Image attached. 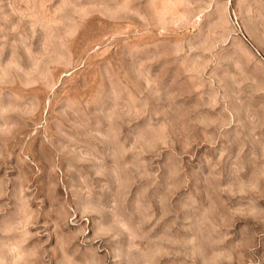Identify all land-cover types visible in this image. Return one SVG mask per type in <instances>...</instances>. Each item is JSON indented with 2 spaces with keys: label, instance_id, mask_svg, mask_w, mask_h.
Returning <instances> with one entry per match:
<instances>
[{
  "label": "rangeland",
  "instance_id": "rangeland-1",
  "mask_svg": "<svg viewBox=\"0 0 264 264\" xmlns=\"http://www.w3.org/2000/svg\"><path fill=\"white\" fill-rule=\"evenodd\" d=\"M0 264H264V0H0Z\"/></svg>",
  "mask_w": 264,
  "mask_h": 264
}]
</instances>
